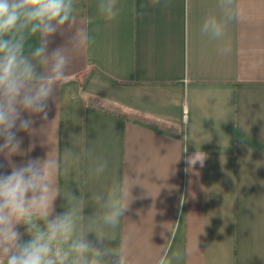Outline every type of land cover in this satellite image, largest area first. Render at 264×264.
Masks as SVG:
<instances>
[{"label": "crops", "instance_id": "obj_1", "mask_svg": "<svg viewBox=\"0 0 264 264\" xmlns=\"http://www.w3.org/2000/svg\"><path fill=\"white\" fill-rule=\"evenodd\" d=\"M236 2L243 15L227 27L232 50L223 56V41L200 33L217 0H118L113 19L99 14V0H78L95 43L70 53L48 119L34 116L32 129L17 133L20 153L0 154V171L45 158L52 144L61 160L73 148L67 173L57 177L54 214L72 194L84 199L88 216L97 209L91 196L141 168L130 210L107 229L111 246L127 238L129 264H264V0ZM70 35L55 34L49 51ZM81 147L92 157L77 159ZM185 148L206 155L202 168L185 171ZM98 160L105 171L89 177ZM177 250L186 253L179 261Z\"/></svg>", "mask_w": 264, "mask_h": 264}, {"label": "clouds", "instance_id": "obj_2", "mask_svg": "<svg viewBox=\"0 0 264 264\" xmlns=\"http://www.w3.org/2000/svg\"><path fill=\"white\" fill-rule=\"evenodd\" d=\"M97 9L105 19H113L118 15V0H99ZM216 9L204 18L200 33L223 41L217 51L226 56L232 50L224 40L227 27L241 19L243 9L236 0H217ZM91 23L90 18H79L78 0H0V154L6 159L20 153L22 141L17 133L32 129V117L48 119L49 102L57 99L56 93L68 77L70 53L84 52L95 43ZM57 33L71 35L65 46L49 51ZM33 38L38 41L35 46L30 44ZM188 142L185 135L183 143ZM52 145L45 158L11 165L10 173L0 171V264H129L127 238L111 246L116 239L107 229L115 230L130 210L132 188L141 184L143 170L137 167L134 179L125 173L105 193L91 196L97 205L91 215H84L81 195L72 194V203L66 199V209L54 214L57 177L61 171L67 173L66 161L74 153L73 148H65L61 160L56 144ZM183 151L186 172L197 164L204 166L203 152ZM75 155L77 159L91 158L92 152L81 147ZM106 167V161L98 160L88 169L89 177L100 176ZM17 225L24 226L25 232L18 231ZM170 232L165 256L175 238ZM89 234L95 240L87 239ZM24 235L29 237L27 241ZM185 254L177 250L172 256L179 261ZM160 264L169 262L165 259Z\"/></svg>", "mask_w": 264, "mask_h": 264}, {"label": "trees", "instance_id": "obj_3", "mask_svg": "<svg viewBox=\"0 0 264 264\" xmlns=\"http://www.w3.org/2000/svg\"><path fill=\"white\" fill-rule=\"evenodd\" d=\"M109 105H110V104H109ZM110 106L113 107V105H110ZM114 107H115V106H114ZM119 115H120L121 117H126V115H128V114H127L126 112H125V113L120 112ZM136 117H137V116H135V118H133V119L136 120V121H139Z\"/></svg>", "mask_w": 264, "mask_h": 264}]
</instances>
